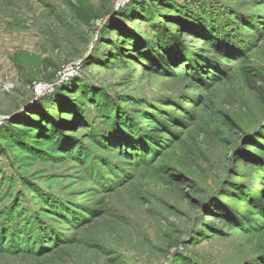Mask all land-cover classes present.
I'll return each mask as SVG.
<instances>
[{
  "label": "rangeland",
  "instance_id": "374dc122",
  "mask_svg": "<svg viewBox=\"0 0 264 264\" xmlns=\"http://www.w3.org/2000/svg\"><path fill=\"white\" fill-rule=\"evenodd\" d=\"M209 29L242 59L204 46ZM79 85L136 129L94 124L104 143L92 148L69 120L65 139L91 152L87 167L26 164L5 136L29 118L45 128L42 112L60 121L55 103ZM82 110L92 123L93 107ZM258 168L264 0H0V226L51 247L0 264H264Z\"/></svg>",
  "mask_w": 264,
  "mask_h": 264
},
{
  "label": "trees",
  "instance_id": "16d2710c",
  "mask_svg": "<svg viewBox=\"0 0 264 264\" xmlns=\"http://www.w3.org/2000/svg\"><path fill=\"white\" fill-rule=\"evenodd\" d=\"M191 17L192 15H190V19H193ZM144 19L149 21L153 26V14L145 16ZM234 22L239 23L240 19L234 18ZM243 26L245 29L248 27L250 28L247 24ZM214 34L215 32L213 29H209L208 33L202 32L201 35L204 36L199 37L202 39L201 43L209 49H218V53L221 54V56L226 57L227 63H232L237 59H242L235 51H228L222 42L215 40L212 37ZM131 41L134 42V39ZM236 55L238 58L230 57ZM65 93L66 95L63 96L64 100L55 103L56 106L58 105L61 109H64L62 110L60 121L57 120L53 122L52 125V115L48 116V111L45 113L42 112L39 117L46 119L47 125L45 128L41 129V127L36 124L37 120L35 122L33 118H29L25 122L24 120L21 122V124L27 127L26 130H23L24 133H22V130L17 129L14 134H7V136H5L4 139L8 141V144L13 145L14 148L18 150V152L22 155V160H24L26 164L31 165L37 160L57 162L70 158L79 162L83 161L82 166L87 167L88 161H92L93 158L91 152H88L86 148L83 147L81 141L79 142L77 140L65 139L64 124L69 120L77 119V122L80 123V127H83V130L87 134V139L89 141L88 145L92 148H96L98 146L101 147L102 143H104V140L93 132L94 124H102L108 129H112L115 128V123H121L125 129L127 128V130L130 129L133 132L136 129L134 123L125 118L120 110L116 109L113 100L109 99L105 93L93 90L91 87L84 85H79L77 88L68 90ZM86 103L90 105L88 106ZM90 106L93 107L94 120L92 123L89 120L90 117L86 116L82 110V107H84V109H90ZM142 119L146 122L149 128L157 129L153 124L156 122L155 119L150 118V116H144ZM29 130H32V132H29ZM35 133L38 134V137L34 136ZM169 135L170 137L173 136L171 132H169ZM133 151H135V149H133ZM258 169H260L261 173L264 171L263 168ZM30 189L33 191L32 196L36 197L37 200L41 197L39 201L44 204L43 207L50 206L46 200L42 198V195L36 188H32V186H30ZM50 212L56 217L63 219L56 210H50ZM10 229L12 228H9L7 223L0 226V258L4 255H14L18 252L27 253L29 255H42V253L45 251L48 252L51 249V247H46L42 250V245H39V249L37 250L30 249V247L37 246V243L31 242L32 237H23L22 235H14L11 237L9 235V231H11ZM33 234L34 233L31 232V235ZM49 242H52V240ZM45 243L46 241H44V244Z\"/></svg>",
  "mask_w": 264,
  "mask_h": 264
}]
</instances>
